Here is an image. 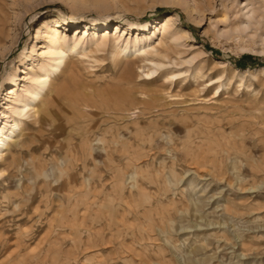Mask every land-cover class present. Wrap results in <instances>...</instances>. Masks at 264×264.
I'll return each instance as SVG.
<instances>
[{"label": "rangeland", "instance_id": "1", "mask_svg": "<svg viewBox=\"0 0 264 264\" xmlns=\"http://www.w3.org/2000/svg\"><path fill=\"white\" fill-rule=\"evenodd\" d=\"M241 1L0 0V114L13 75L22 89V73L46 61L42 21L62 15L59 37L80 43L63 47L57 130L27 123L29 140L8 155L18 165L0 178V264H264V75L246 74L264 68V45L236 40ZM251 1L264 15V0ZM170 14L183 57L201 55L205 75L228 81L219 98L194 95L190 78L166 91L136 69L120 81L127 60L115 68L111 50L135 38L128 24L154 29ZM148 90L157 107L146 113ZM126 91L115 109L101 102ZM90 184L111 201L94 218L79 198Z\"/></svg>", "mask_w": 264, "mask_h": 264}, {"label": "bare ground", "instance_id": "2", "mask_svg": "<svg viewBox=\"0 0 264 264\" xmlns=\"http://www.w3.org/2000/svg\"><path fill=\"white\" fill-rule=\"evenodd\" d=\"M236 10L237 11L234 15V19L237 21L235 32H237L236 34L238 36L236 40L240 39V37H248L253 40L258 37L263 40L264 45V15L254 7V3L251 0H242L238 3ZM61 16L62 15H56L53 18H50V20H44L38 25V27H36L37 35L35 40H43L48 48V51L45 54L46 61L42 64H37L36 66L32 65L22 73L24 75L22 82L25 83V85L22 86V89L20 88V85L13 80L15 75L11 78L12 80L9 79L11 80L10 84L13 85L7 90L6 102L10 103H4V110L6 111L0 114V178L6 176L7 170L10 167H16L18 165V160H14V158L9 159L8 155L11 153L13 147H20L21 144L29 140L30 134L26 129L27 123L30 125H37L39 135L44 133L45 129H47L49 131L48 133L51 135L57 130L58 114L56 111V105L59 103L58 100L63 94L64 89H55L56 91H54L53 85L63 74L65 62L68 58L63 49L66 47V49L71 50V53H75L80 44L78 41L76 42L74 40L73 45L70 48L68 45L69 41L66 37H59L57 28L60 26ZM223 18L225 22L229 21L225 15ZM177 21H179L178 16L176 14H170L158 22L154 29L152 28L153 24L151 23L141 26L128 24V29L130 31H135V38L119 43L113 50H111V57L113 58V66L115 68L119 63L122 64L123 59L127 60L126 63L122 64L124 66L122 68V76L119 78L120 81L128 82V80L135 74V71L133 70L136 69L140 71V75H137V77L142 79L141 82L144 86L150 87L159 83L160 85L158 88L166 91L169 86H177L180 83L182 84V88L186 89L187 86L190 85L187 81L188 78H190L197 87V90L193 91L194 95H196V93H204L205 95L208 91L213 90L214 94L211 99L219 98L228 81H223V77L220 76L210 77L209 75L208 77L205 75V70L203 66L200 65V60L202 59L201 55L200 57L199 55H195L188 59L183 57L182 54L184 52L180 50V48L184 46L181 43L183 36L174 30ZM62 22L64 26L68 27L69 22L67 20ZM177 25H179V23ZM73 28L75 27L71 26V29ZM75 29H78V26ZM151 29L156 30L157 34L149 36L150 33L148 32H150ZM182 32L189 35L184 29ZM102 39L105 40L107 37L104 35L102 36ZM35 48H37V46L33 47V51ZM88 52L84 53V51H81V57L83 59L89 57L90 59L91 56L87 55ZM217 63L221 66H227L226 63ZM234 72L235 74L239 73L237 69H234ZM69 74L70 76H73V73ZM246 74L250 80H259V76L264 75V68L256 69ZM204 79L206 80L204 81ZM241 83H243V79L241 80ZM129 93V91L122 92L119 96L115 95V93H110L105 95V98H103L101 102H111L113 103L111 105L112 107L119 106L122 100L125 101V99L128 98ZM141 94L147 96L145 100L142 99V101H140L144 107L142 112L147 113L152 108L157 107V91L148 90ZM89 98L90 96L88 97V100H90ZM205 99L203 98L202 100ZM120 184L122 185L121 181L115 185ZM102 189L96 191V187L90 184L85 192L81 191L79 198L83 199L81 204L83 205L84 213L87 212L89 214L88 217L94 218L96 215L94 213L92 214L94 208H100L102 203H111L110 200H107L105 195L104 198H100L103 202L100 201L99 196H103ZM135 189L137 196L139 193L142 197H140L141 199L146 198L141 187L138 186ZM75 193H77V191ZM77 215H79V211ZM149 222H151V220ZM114 225L116 226V223Z\"/></svg>", "mask_w": 264, "mask_h": 264}]
</instances>
